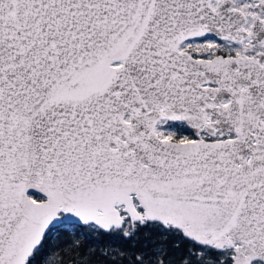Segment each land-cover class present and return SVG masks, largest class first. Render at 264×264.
I'll list each match as a JSON object with an SVG mask.
<instances>
[{"label": "snow or ice", "instance_id": "6c2138e0", "mask_svg": "<svg viewBox=\"0 0 264 264\" xmlns=\"http://www.w3.org/2000/svg\"><path fill=\"white\" fill-rule=\"evenodd\" d=\"M0 264H264V0H0Z\"/></svg>", "mask_w": 264, "mask_h": 264}]
</instances>
